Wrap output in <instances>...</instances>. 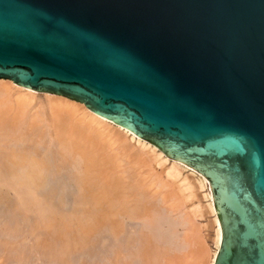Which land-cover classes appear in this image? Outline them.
Instances as JSON below:
<instances>
[{"label":"water","instance_id":"95a60500","mask_svg":"<svg viewBox=\"0 0 264 264\" xmlns=\"http://www.w3.org/2000/svg\"><path fill=\"white\" fill-rule=\"evenodd\" d=\"M0 79L83 103L197 172L214 264H264V0H0Z\"/></svg>","mask_w":264,"mask_h":264},{"label":"bare ground","instance_id":"6f19581e","mask_svg":"<svg viewBox=\"0 0 264 264\" xmlns=\"http://www.w3.org/2000/svg\"><path fill=\"white\" fill-rule=\"evenodd\" d=\"M0 206L28 219L0 220V264L16 254L12 232L27 221L48 233L39 251L56 243L64 255L101 234L114 264H214L221 242L204 177L83 103L8 79H0Z\"/></svg>","mask_w":264,"mask_h":264},{"label":"rangeland","instance_id":"374dc122","mask_svg":"<svg viewBox=\"0 0 264 264\" xmlns=\"http://www.w3.org/2000/svg\"><path fill=\"white\" fill-rule=\"evenodd\" d=\"M38 94H43V93H38ZM130 143L132 144V141ZM141 170L142 169H140L139 171L142 172ZM70 198H72V199H70ZM65 199L67 200L66 206L69 204V207H71L73 204L71 202V200H73V197L70 194V192H68L67 190H66ZM4 207L0 206V210H2V211H0V214H2V215H0V217H1L0 220H28L27 217L25 219H21L20 217H18L19 215H17L18 212H16V210H14V211L12 210L14 213H16V217L12 216V214L7 212V210H6L7 208L6 207L4 208ZM5 212H6V214H5ZM196 220H198L197 221L198 223L205 224V221L202 218H199ZM28 224H30L29 221L22 223V224L20 223V225H18L19 229L17 228L18 226L16 225L17 230L15 231L16 233L12 232L13 233L12 237L14 235V241L18 242V244H16L17 246H15V249H17L16 250L17 256H16V254L15 255L9 254L8 258L4 256L5 257L3 260L4 264H15L16 262H17L16 264H26V263L27 264H32V263L33 264H35V263L36 264H57V262H58V264H69V263L70 264H111V263H113L112 250H111V248H109L111 246V243H110L111 239L110 238L105 239L103 242V239H101L102 238L101 234L97 235V236L95 235L96 238L94 237L93 239H90L91 242L88 241L89 243H86L85 245H83V247L77 248L76 250L71 249L72 251L68 252V253H70V255L68 253L61 255V253H60L61 251L59 252V249H57L58 246L56 243L53 245L54 247L51 246L52 247L51 249H53L52 251H50L51 249L48 251L40 249V251H39V247L37 248L38 243H40L41 240H43V238H45L48 235V233L46 231H43V230L31 231ZM12 227L13 226H11L10 228H12ZM6 228H9V226H7ZM16 228L14 227L13 229H16ZM3 232H5V231H3ZM40 233H41V235H40ZM37 234H39V235H37ZM32 237H33V239H31ZM15 238H16V240H15ZM11 241H12V239H11ZM25 244H26V246H25ZM2 252L3 251L0 250L1 255H2ZM21 253H22V256H21ZM15 256L17 257V259ZM52 257H54V258H52ZM18 259H20L21 263ZM85 259H86V261H85ZM110 259H112V260H110ZM16 260H18V261H16ZM95 260H97V261H95ZM12 261H14V262H12ZM54 261H55V263H54Z\"/></svg>","mask_w":264,"mask_h":264}]
</instances>
